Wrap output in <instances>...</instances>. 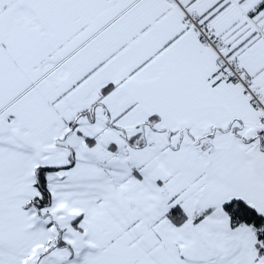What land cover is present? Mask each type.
Returning <instances> with one entry per match:
<instances>
[{
	"label": "snow or ice",
	"instance_id": "6c2138e0",
	"mask_svg": "<svg viewBox=\"0 0 264 264\" xmlns=\"http://www.w3.org/2000/svg\"><path fill=\"white\" fill-rule=\"evenodd\" d=\"M0 264H264V0H0Z\"/></svg>",
	"mask_w": 264,
	"mask_h": 264
}]
</instances>
